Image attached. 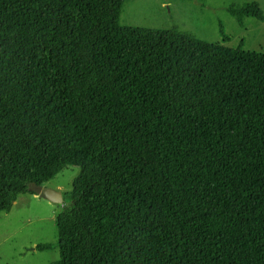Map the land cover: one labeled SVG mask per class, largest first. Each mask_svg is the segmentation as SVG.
Here are the masks:
<instances>
[{
	"label": "trees",
	"instance_id": "obj_1",
	"mask_svg": "<svg viewBox=\"0 0 264 264\" xmlns=\"http://www.w3.org/2000/svg\"><path fill=\"white\" fill-rule=\"evenodd\" d=\"M126 1L0 0V211L74 166L48 264H264V51Z\"/></svg>",
	"mask_w": 264,
	"mask_h": 264
},
{
	"label": "rangeland",
	"instance_id": "obj_2",
	"mask_svg": "<svg viewBox=\"0 0 264 264\" xmlns=\"http://www.w3.org/2000/svg\"><path fill=\"white\" fill-rule=\"evenodd\" d=\"M256 1L263 11L264 0H127L119 18L120 25L154 29L176 27L200 39L244 50L264 51V20L245 17L242 24L226 10L229 4ZM220 24L224 30L223 39ZM78 167L59 172L45 186L63 192L71 189ZM62 206V204H60ZM55 211L42 198L18 194L9 211H0V264H48L58 260L57 248L39 251L40 243H56L58 238Z\"/></svg>",
	"mask_w": 264,
	"mask_h": 264
},
{
	"label": "water",
	"instance_id": "obj_3",
	"mask_svg": "<svg viewBox=\"0 0 264 264\" xmlns=\"http://www.w3.org/2000/svg\"><path fill=\"white\" fill-rule=\"evenodd\" d=\"M31 187L38 196L55 204H63V194L60 190L53 189L45 185L32 184Z\"/></svg>",
	"mask_w": 264,
	"mask_h": 264
},
{
	"label": "crops",
	"instance_id": "obj_4",
	"mask_svg": "<svg viewBox=\"0 0 264 264\" xmlns=\"http://www.w3.org/2000/svg\"><path fill=\"white\" fill-rule=\"evenodd\" d=\"M57 190H60L59 189V187H57L56 188ZM61 191V190H60ZM61 192H63V191H61ZM30 196H31V198H34V199H36V198H42V197H40V196H38L37 194H30ZM43 199V201L44 202H46V204H47V206H49V208L51 209V210H53V211H55V207L54 206H57L58 204H55V203H52V202H50V201H48V200H46V199H44V198H42ZM15 202V201H14ZM60 205V204H59ZM61 206V205H60ZM33 248V249H32ZM31 249L32 250H34V246L32 247Z\"/></svg>",
	"mask_w": 264,
	"mask_h": 264
}]
</instances>
